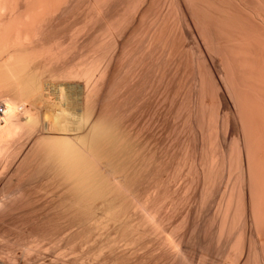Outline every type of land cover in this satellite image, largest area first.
Returning a JSON list of instances; mask_svg holds the SVG:
<instances>
[{
	"label": "bare ground",
	"instance_id": "1",
	"mask_svg": "<svg viewBox=\"0 0 264 264\" xmlns=\"http://www.w3.org/2000/svg\"><path fill=\"white\" fill-rule=\"evenodd\" d=\"M254 1L0 0V264H264Z\"/></svg>",
	"mask_w": 264,
	"mask_h": 264
},
{
	"label": "rangeland",
	"instance_id": "2",
	"mask_svg": "<svg viewBox=\"0 0 264 264\" xmlns=\"http://www.w3.org/2000/svg\"><path fill=\"white\" fill-rule=\"evenodd\" d=\"M255 1H256V0H255ZM255 1H254V3H253V4H255ZM257 1H259V0H257ZM257 1H256V2H257ZM261 1H262V0H260L259 2H261ZM249 2H250V0H249ZM259 2H257V3L260 5V3H259ZM257 3H256L255 5H257V6H258V4H257ZM261 3H262V4H264V2H263V1H262ZM250 4H252V3H250ZM255 5H251L250 7L254 8V6H255ZM257 6H256L255 8H259V7H257ZM263 6H264V5H263ZM250 11H251V8H250ZM262 12H263L262 14H264V11H262ZM251 14H252V13H251ZM252 16H253V15H252ZM263 17H264V16H263ZM257 20H258V19H257ZM255 21H256V19H255ZM255 21H253V24H256L257 22H259V21H257L256 23H254ZM263 26H264V25H263ZM252 27L254 28V26H252ZM263 32H264V30H263ZM188 52H189V51H188Z\"/></svg>",
	"mask_w": 264,
	"mask_h": 264
}]
</instances>
